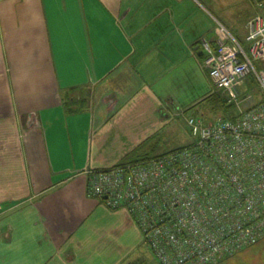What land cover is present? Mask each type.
<instances>
[{"label":"crops","instance_id":"crops-1","mask_svg":"<svg viewBox=\"0 0 264 264\" xmlns=\"http://www.w3.org/2000/svg\"><path fill=\"white\" fill-rule=\"evenodd\" d=\"M214 17L216 0H0V264L129 259L141 231L88 193L85 169L145 156L198 110Z\"/></svg>","mask_w":264,"mask_h":264},{"label":"built area","instance_id":"built-area-1","mask_svg":"<svg viewBox=\"0 0 264 264\" xmlns=\"http://www.w3.org/2000/svg\"><path fill=\"white\" fill-rule=\"evenodd\" d=\"M252 1L243 40L217 17L216 47L201 40L232 115L189 116V144L85 169L88 193L126 210L159 264H216L264 239V0Z\"/></svg>","mask_w":264,"mask_h":264},{"label":"rangeland","instance_id":"rangeland-1","mask_svg":"<svg viewBox=\"0 0 264 264\" xmlns=\"http://www.w3.org/2000/svg\"><path fill=\"white\" fill-rule=\"evenodd\" d=\"M255 12L256 8L252 0H216V17L224 21V23L228 24V26L230 25L233 32L238 37L240 36L243 39L245 38L247 31L246 22ZM210 31H215V27ZM216 92L220 93V90H218L211 82V92L209 95ZM222 95L224 97L223 92ZM227 105L232 111V106L228 103ZM192 108L187 110V114H190L189 116L203 115L206 121L209 122L216 119L217 116L223 115L221 112L216 114L215 111L208 110L209 107H206L202 102L197 105V111L194 109L192 110ZM184 112L181 111L177 114V116L167 120L168 123L166 127L152 136L151 141L156 143L155 148H146L147 143L145 142L141 145L140 149L134 150V154L145 155L148 153L150 155H155L189 143L193 139V136L191 126L188 123L189 116L186 117ZM133 156H127L126 160H130ZM127 236L128 232L124 229V231L120 234V239L123 241L124 246L131 244L128 243L131 240V237L127 240ZM116 245L122 246L119 242H117ZM235 254L236 253H232L229 255L233 257L229 258L227 256L220 259L216 264H264V242H262L260 246L249 248L240 252L236 255V257H234ZM128 258L129 259H126L123 264H159L149 246L144 242V238L141 233L137 248L130 253Z\"/></svg>","mask_w":264,"mask_h":264},{"label":"trees","instance_id":"trees-1","mask_svg":"<svg viewBox=\"0 0 264 264\" xmlns=\"http://www.w3.org/2000/svg\"><path fill=\"white\" fill-rule=\"evenodd\" d=\"M239 38H241L239 36ZM243 40V38H241ZM212 45L214 47H216V40L215 41H212L211 42ZM84 102V101H83ZM82 102V103H83ZM201 102H203L205 104L206 107H209L208 110H212V111H215L216 114L218 112H221L223 115H232L231 113V110H230V107L227 105V102L225 100V98L223 97L222 93L220 92H216V93H213V94H210L208 95L206 98H204ZM81 100H77L75 98H71L70 101L68 100L66 102V105L68 107V110L70 111H78L80 109H82L84 106L83 104L81 103ZM220 113V114H221ZM205 114V113H204ZM149 142V141H148ZM151 144V146L153 145L152 142L150 141L149 142ZM182 147V146H181ZM179 148V147H178ZM153 149V148H152ZM175 149V148H174ZM165 153V152H164ZM162 154V153H161ZM156 155H159V154H155V155H150V154H145V156H142V157H137L135 159H132V160H128V161H124V162H121V163H118V164H124V163H127V162H132V161H137V160H140V159H144V158H149V157H152V156H156ZM264 242V239L260 240L258 243H255V244H252V245H249L243 249H240L238 252H236L235 256L237 254H239L240 252L246 250V249H249V248H255L257 246H260V244ZM150 248V247H149ZM152 251V250H151ZM153 252V251H152ZM154 254V253H153ZM229 258L230 257H233V256H228Z\"/></svg>","mask_w":264,"mask_h":264}]
</instances>
